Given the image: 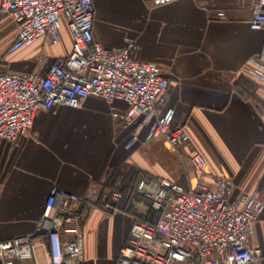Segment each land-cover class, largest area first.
<instances>
[{"label": "crops", "instance_id": "0c3cea01", "mask_svg": "<svg viewBox=\"0 0 264 264\" xmlns=\"http://www.w3.org/2000/svg\"><path fill=\"white\" fill-rule=\"evenodd\" d=\"M259 1L174 0L156 6L152 0H95L94 35L111 48L134 39L140 58L159 63L170 80L166 108L175 109L176 122L191 136L183 157L201 153L210 183L230 177L237 194L257 190L264 201V85L247 73L264 46V31L250 25ZM4 18L9 43L0 52V73L30 72L70 53L66 25L59 44L38 40L11 53L16 22L0 10V32ZM148 131L142 124L123 128L99 97L81 107L40 111L29 134L0 145V241L35 231L54 187L81 195L93 188L105 192L113 171L128 173L136 166L157 177L147 147L164 141L146 143ZM192 177L178 181L188 185ZM137 202L148 205L135 200V211L119 207L114 213L102 202L79 209L85 235L81 264H116L136 216L149 208ZM251 241L264 253V212ZM41 259L46 264L43 254Z\"/></svg>", "mask_w": 264, "mask_h": 264}, {"label": "built area", "instance_id": "2783aa9c", "mask_svg": "<svg viewBox=\"0 0 264 264\" xmlns=\"http://www.w3.org/2000/svg\"><path fill=\"white\" fill-rule=\"evenodd\" d=\"M172 1L152 0L156 6ZM0 10L16 22L11 53L38 40L59 44L63 25L72 38L70 53L48 66L45 61L30 72L0 73V145L29 134L40 111L81 107L99 97L123 128L148 125L146 143L161 139L175 151L188 149L189 132L176 122L175 109L166 108L169 78L159 63L139 57L134 39L117 48L95 39V0H3ZM250 25L264 31V0L253 8ZM247 73L264 85V46ZM187 160L194 172L188 185L169 176L139 181L136 193L150 206L145 218L136 216L116 264H264L262 248L251 241L264 212L259 191L237 194L226 176L212 184L201 153ZM100 195L96 188L81 195L54 187L35 231L0 241V264H43L41 254L46 264H81L85 235L79 209L96 206ZM122 196L113 191L106 210L118 211Z\"/></svg>", "mask_w": 264, "mask_h": 264}, {"label": "rangeland", "instance_id": "374dc122", "mask_svg": "<svg viewBox=\"0 0 264 264\" xmlns=\"http://www.w3.org/2000/svg\"><path fill=\"white\" fill-rule=\"evenodd\" d=\"M7 20L8 19L4 18L3 20L4 32H0V38H2V41L0 39V52L5 51L9 43V37L5 35V30L7 25L6 23H8L6 22ZM147 149H148L147 150L148 161L151 164L154 173L158 174V176H163L164 174V175H168L169 177L175 180L182 181L185 177L187 178L188 176L194 175L189 161H187V158L183 157L186 155V153H184V150H181L179 152L177 151L178 153H176L174 152L175 150L170 149L169 147L166 146V144L162 142H159L156 148H153L150 145L147 147ZM103 193H104L103 195H105L106 198V196L109 193V190ZM136 206L139 207L140 209H146L148 205L137 202Z\"/></svg>", "mask_w": 264, "mask_h": 264}, {"label": "trees", "instance_id": "16d2710c", "mask_svg": "<svg viewBox=\"0 0 264 264\" xmlns=\"http://www.w3.org/2000/svg\"><path fill=\"white\" fill-rule=\"evenodd\" d=\"M152 177L148 172L143 171L137 167H132L128 173H122L119 169H116L113 171L110 177H108V180L105 186V188L109 190L108 195L106 196V199L109 200L111 194L115 190H120L123 194L121 200L118 202L119 207L121 208H128L131 211H135L134 201H146L148 203V206H150V200L144 199L141 195L136 193V187L139 183V181L144 177ZM120 183V185H119ZM101 192L100 200L99 202H102L104 204V198L105 195ZM145 214L140 215V218H145Z\"/></svg>", "mask_w": 264, "mask_h": 264}, {"label": "water", "instance_id": "95a60500", "mask_svg": "<svg viewBox=\"0 0 264 264\" xmlns=\"http://www.w3.org/2000/svg\"><path fill=\"white\" fill-rule=\"evenodd\" d=\"M83 205L80 206V208L82 207Z\"/></svg>", "mask_w": 264, "mask_h": 264}]
</instances>
